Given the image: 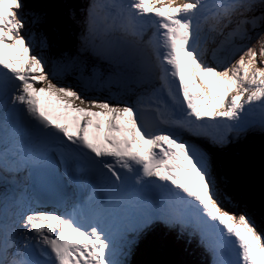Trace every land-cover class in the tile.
Here are the masks:
<instances>
[{
	"label": "snow or ice",
	"instance_id": "1",
	"mask_svg": "<svg viewBox=\"0 0 264 264\" xmlns=\"http://www.w3.org/2000/svg\"><path fill=\"white\" fill-rule=\"evenodd\" d=\"M67 12L74 48L44 10L0 0V264H129L156 231L210 264H264V217L213 155L264 135V0Z\"/></svg>",
	"mask_w": 264,
	"mask_h": 264
},
{
	"label": "rangeland",
	"instance_id": "2",
	"mask_svg": "<svg viewBox=\"0 0 264 264\" xmlns=\"http://www.w3.org/2000/svg\"><path fill=\"white\" fill-rule=\"evenodd\" d=\"M61 1H62L63 13H65L66 15L68 14V12H67L68 6H71L73 8H79L81 3L83 2V0H61ZM53 3H54V0H49V3L46 5L47 11L50 12L51 14H52ZM48 12H46L47 17H48V24L46 25L45 30L48 32V34L50 36L52 34V30H53L52 26H49L50 23L56 28H58V26H57V24L53 23L56 20ZM64 31H65L66 36L69 39V33L66 30L65 26H64ZM65 34L63 32H61L60 30H58L54 36L58 37V38H62V37H65ZM52 40L57 43V41H55L54 39H52ZM71 40H72V38L69 39V42H71L73 44L72 48H74L75 42L73 40L72 41ZM59 46L62 48L68 47L67 44H64V46L59 44ZM258 139H260V141H258ZM260 146L262 147V149H264V135L250 134L245 139L240 140L238 143V146H235L236 148L232 147V146H230L229 148L237 149V150L243 151V153H245V154H248L253 149L260 151ZM217 152L218 151H216L213 155L216 156L215 154ZM253 158L254 157H250V160L254 161L255 159H253ZM262 162L264 163L263 160H262ZM252 164H253L252 166H250L248 163H245L243 165H237V166L246 167L243 170L245 176L243 178H240L238 176L234 178V176H233L232 180H230V181H232L233 183L235 182V184L238 185V180L247 181L250 179V177L248 175V173L250 171L249 168H256L255 165H258L261 167L264 166L258 160H255L254 162H252ZM214 165H215L217 175L220 178V180H221L223 186L225 187L226 191H230V192L237 194L245 203H247L249 208L256 215V218L258 221L262 217H264V177L260 181V183L256 182L257 178L252 179L254 182L258 183L256 186L259 190L255 187V185H254V188L257 191H259V193H260L259 194L256 191L251 192V195L255 201L254 202L253 199L250 197H247V195H245V193L243 191H241L239 187H236L234 185L233 188L229 189V182L230 181L223 179V175H225V172H228L227 166H223L222 164H219L217 162V160L215 159V157H214ZM263 171H264V168H263ZM261 209H262V213H261ZM159 233H160V231H156V232H153V233H150L149 235H147L149 237V239L147 240L148 243H143L142 240L146 241V239H144V238L140 241V243L137 245V249L141 250L142 245H144V251H146V252L145 253L141 252L139 254L138 258H137V256H135L133 258L130 255L129 264H140L141 257L142 256H149V255H150V257L147 258L148 264H170L171 259L161 260L162 255L164 253L168 254V251H173L176 253V255H170V256H174L173 261L175 262V264H210V257L207 255V253H205L203 248L200 247V245L198 244V241L196 239H192L191 241H189V239L187 237H183L181 239V240H183V244H181V245L177 244L175 247H170L167 245V243H169V240H167L165 238L164 239L160 238ZM189 243H191V244L196 243L199 247H196V249H195V246H193V245L189 246ZM185 245H187V247H185ZM179 249H182L184 256H179V252L181 253V251Z\"/></svg>",
	"mask_w": 264,
	"mask_h": 264
},
{
	"label": "bare ground",
	"instance_id": "3",
	"mask_svg": "<svg viewBox=\"0 0 264 264\" xmlns=\"http://www.w3.org/2000/svg\"><path fill=\"white\" fill-rule=\"evenodd\" d=\"M37 10V9H36ZM49 26H53L51 23H50V25ZM58 30H60L61 32H63L64 34H65V31L62 29V28H59L58 27ZM53 32H55V30L53 29L52 30V33ZM65 37L67 38V36H66V34H65ZM62 48V47H61ZM44 101L43 100H41V104L42 105H44ZM54 104H52V106H53ZM55 109V108H54ZM59 112H62V110H58ZM262 147L260 146V151L262 152ZM235 178V177H234ZM223 179H226L227 181H228V177H223ZM237 183V182H236ZM234 185L237 187V185L235 184V182L233 183L232 181H230L229 182V189H231V188H233L234 187ZM250 184H248V183H246V184H243V185H241L240 186V190L241 191H243L244 192V190H245V192L246 193H248L249 192V186ZM255 185H257V184H255ZM245 195H248V194H245ZM144 238H148V236H146V237H144ZM182 239V238H181ZM181 239H179V240H174L173 241V246H176L177 244H179V245H181V244H183V240H181ZM167 245L169 246L170 244L169 243H167ZM195 246V249H196V247H199L196 243H189V246ZM185 247H187V245H185ZM184 247V248H185ZM180 251H181V253L179 252V256H184L183 255V251H182V249H179ZM141 252H145L144 251V245H142V249H141ZM172 258H174V256L172 257ZM173 263L175 264V262L173 261Z\"/></svg>",
	"mask_w": 264,
	"mask_h": 264
},
{
	"label": "water",
	"instance_id": "4",
	"mask_svg": "<svg viewBox=\"0 0 264 264\" xmlns=\"http://www.w3.org/2000/svg\"><path fill=\"white\" fill-rule=\"evenodd\" d=\"M27 6L31 9H37V10H45L47 11L46 5L49 3V0H26ZM244 181V180H243ZM248 183L250 184L248 187L250 188V193L253 191H256L259 193V191H257L254 188L255 184H258L256 182H254L253 180H247ZM255 187L257 188V186L255 185ZM258 189V188H257ZM259 190V189H258ZM249 193V195L251 196V198L253 199L252 195ZM260 194V193H259ZM262 196V195H261ZM263 197V196H262ZM254 201V199H253ZM255 202V201H254ZM258 205V204H257ZM259 206V205H258ZM260 207V206H259ZM261 208V207H260ZM261 213H262V209H261Z\"/></svg>",
	"mask_w": 264,
	"mask_h": 264
},
{
	"label": "trees",
	"instance_id": "5",
	"mask_svg": "<svg viewBox=\"0 0 264 264\" xmlns=\"http://www.w3.org/2000/svg\"><path fill=\"white\" fill-rule=\"evenodd\" d=\"M243 184H246V182H243V181L238 180V185H237V187L240 188V186L243 185ZM244 193H245V194H248L247 197H250V198H251V196L249 195V193H250V188H249V192H248V193H246L245 190H244ZM250 194H251V193H250Z\"/></svg>",
	"mask_w": 264,
	"mask_h": 264
}]
</instances>
